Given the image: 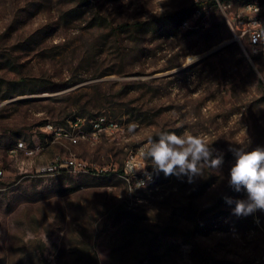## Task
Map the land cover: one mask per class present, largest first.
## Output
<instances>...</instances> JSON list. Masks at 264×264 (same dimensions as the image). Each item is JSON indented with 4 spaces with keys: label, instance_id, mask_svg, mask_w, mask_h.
I'll list each match as a JSON object with an SVG mask.
<instances>
[{
    "label": "rangeland",
    "instance_id": "obj_1",
    "mask_svg": "<svg viewBox=\"0 0 264 264\" xmlns=\"http://www.w3.org/2000/svg\"><path fill=\"white\" fill-rule=\"evenodd\" d=\"M241 1L0 0V264H264V212L226 202L246 198L230 149L264 147L258 70L243 38L197 63L239 37ZM197 5L205 26L181 28ZM98 117L115 131L65 137L98 132ZM186 131L221 168L189 183L140 156L151 174L130 191L129 154ZM20 143L33 154L11 156ZM61 159L84 166L43 173Z\"/></svg>",
    "mask_w": 264,
    "mask_h": 264
},
{
    "label": "clouds",
    "instance_id": "obj_2",
    "mask_svg": "<svg viewBox=\"0 0 264 264\" xmlns=\"http://www.w3.org/2000/svg\"><path fill=\"white\" fill-rule=\"evenodd\" d=\"M264 73L258 71V78ZM134 127V126H130ZM215 149L202 137L184 132L161 133L158 139L149 138L140 149L144 160H150L151 166L165 176H185L188 182H193L195 177L202 176L205 168L218 171L223 164L222 155H214ZM233 151L235 163L229 170L228 184L235 191L243 188L246 192L245 199L226 202L234 203L233 214L236 216H249L257 211L264 212V147H257L252 151L243 148L230 149ZM147 164L141 165L135 158L129 159L126 172L133 175L142 170Z\"/></svg>",
    "mask_w": 264,
    "mask_h": 264
},
{
    "label": "built area",
    "instance_id": "obj_3",
    "mask_svg": "<svg viewBox=\"0 0 264 264\" xmlns=\"http://www.w3.org/2000/svg\"><path fill=\"white\" fill-rule=\"evenodd\" d=\"M212 1H214L215 6L221 9H225L223 3L228 2V0H212ZM207 17L208 16L204 14V11L202 10L201 6L197 5L195 18L188 20V25L181 28H185L188 30H197L200 27L205 26V21ZM225 19L229 27L232 28L230 20L228 19L227 16H225ZM233 22H235L237 25L242 27V31L239 37L235 36L238 40V43L241 38L245 39L248 43L250 54L252 56H259L264 61V0H259V3L253 4L252 7L237 8L233 18ZM244 54L249 57V55L245 51ZM260 80L264 84V76H262ZM96 120H102V129L100 131L90 134L79 132L77 135L67 133L65 137H67L70 140H78L80 136H88V138H95L97 133H100L102 131H109V132L115 131L116 124L107 122L104 117H98ZM49 129H52V127H49ZM8 151H10L11 154H17L18 152H24L26 155L33 154L32 151H27L21 143L19 144L18 147L11 148ZM140 156L141 153L129 154L124 167V173L126 175H129L126 172V164L129 161V159L135 158V161L141 164L139 160ZM83 166L84 165L82 163H78L77 160L61 159V160H57V163L55 165L49 166L46 169H44L43 173L60 174L63 172L76 171L78 169H81ZM145 174H151V173L145 172L144 170H142V172L136 171L133 175H129L130 178H126V182L128 184L130 191L139 190L143 188ZM2 176H3V171L0 170V177Z\"/></svg>",
    "mask_w": 264,
    "mask_h": 264
},
{
    "label": "bare ground",
    "instance_id": "obj_4",
    "mask_svg": "<svg viewBox=\"0 0 264 264\" xmlns=\"http://www.w3.org/2000/svg\"><path fill=\"white\" fill-rule=\"evenodd\" d=\"M230 1H234V0H228V2H230ZM255 3H259V1L258 0H242L241 1V6H240V8H245V7H252L253 6V4H255ZM183 26H187L188 25V23H187V21H185L183 24H182ZM188 61L191 63V64H193V63H195V59L194 58H189L188 59ZM199 61V60H198ZM198 61H197V63H198ZM102 129V120H96L95 122H94V131H100ZM82 138H84V136H81ZM72 143H77V141L78 140H70ZM19 146V145H18ZM18 146H16V147H18ZM9 154L11 155V156H15L16 154H11L10 153V151H9ZM68 160H72V159H68ZM78 162V161H77ZM57 163V162H56ZM55 163V164H56ZM78 163H80V162H78ZM54 164V165H55ZM149 180V177H144V184H143V187L145 186V184H146V182Z\"/></svg>",
    "mask_w": 264,
    "mask_h": 264
},
{
    "label": "trees",
    "instance_id": "obj_5",
    "mask_svg": "<svg viewBox=\"0 0 264 264\" xmlns=\"http://www.w3.org/2000/svg\"><path fill=\"white\" fill-rule=\"evenodd\" d=\"M214 3V1H212ZM215 4V3H214ZM174 18V23H175V27H178L181 23V18L179 15H173ZM231 50H236L233 48V46H228L226 48H224L222 51H220L218 54L216 55H221L223 52H227L229 53ZM252 61L254 62V64L256 65V68L258 71H260L261 73L264 71V61L261 57L259 56H252L251 57ZM248 66V65H247ZM248 69L252 72V68L250 67V65L248 66ZM259 85L261 86L263 93H264V85L261 82V80H259Z\"/></svg>",
    "mask_w": 264,
    "mask_h": 264
},
{
    "label": "water",
    "instance_id": "obj_6",
    "mask_svg": "<svg viewBox=\"0 0 264 264\" xmlns=\"http://www.w3.org/2000/svg\"><path fill=\"white\" fill-rule=\"evenodd\" d=\"M234 42H238V40H237V38L235 36L230 41H228L227 43L219 46L218 48L213 49L212 51H210V52H208L206 54H204L202 57H200L198 63L204 61L205 59H207V58H209V57H211V56H213L215 54H217L219 51H221L222 49H224L225 47L231 45ZM245 56L248 59V61L252 64L251 59L247 55H245Z\"/></svg>",
    "mask_w": 264,
    "mask_h": 264
}]
</instances>
